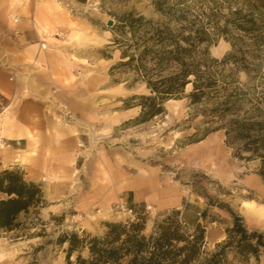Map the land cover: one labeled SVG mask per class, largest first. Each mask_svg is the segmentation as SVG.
<instances>
[{"label":"rangeland","instance_id":"1","mask_svg":"<svg viewBox=\"0 0 264 264\" xmlns=\"http://www.w3.org/2000/svg\"><path fill=\"white\" fill-rule=\"evenodd\" d=\"M12 2L32 8L46 4V0ZM59 11L71 15V22L63 25L65 30L56 34V39L48 38V43H55L66 60L86 65L88 75L97 82L102 79L90 98L86 115L75 114L64 100L53 104L58 120L81 127V148L86 150L87 158L80 169L75 165L73 178L80 190L86 188L91 193L81 191L80 198L85 199L82 205L73 204L62 212L47 214L46 202L44 210L22 215L23 225L18 230L0 232V264H66V245L56 244L60 233L101 235L105 222L134 219L131 207L147 217L146 233L152 231L155 221L176 210L188 230L201 224L205 239L199 261L227 240L226 230L233 224L231 213L242 218L249 232L264 234V180L256 172L258 161L235 158L222 130L204 136V117L196 115L197 107L185 96L191 90L190 84L182 98L164 103L163 113L145 122L137 121L140 107L133 105L137 100L128 99L148 94V90L133 80L131 72L115 68L121 56L120 50L111 45L112 28L119 15L158 18L154 0H87L83 5L66 4ZM222 13L226 14V8ZM15 17L12 15L14 25ZM110 20L112 25L108 24ZM40 25L49 28L45 22ZM232 49L224 39L209 46L210 56L217 59ZM234 67V61L228 60L224 73L229 74ZM235 75L250 87L262 80L255 77L249 81L238 70ZM73 107L83 106L74 100ZM248 177L259 178L261 185L247 184ZM225 259L227 264H264V251L257 258L249 256L241 262L234 248L229 247Z\"/></svg>","mask_w":264,"mask_h":264},{"label":"trees","instance_id":"2","mask_svg":"<svg viewBox=\"0 0 264 264\" xmlns=\"http://www.w3.org/2000/svg\"><path fill=\"white\" fill-rule=\"evenodd\" d=\"M154 6L158 18L119 15L112 28L111 45L121 56L115 68L131 72L148 90L128 99L140 107L137 121L163 113L164 103L182 98L190 84L185 96L197 107L196 115L204 117V136L224 131L233 156L258 161L256 172L264 180V0H154ZM219 39L233 48L222 59L209 52ZM230 59L235 67L225 74ZM237 70L249 81L262 80L250 87L237 79ZM45 206L40 183L26 180L17 167L0 171V232L18 230L22 215ZM130 210L134 219L105 222L101 235L60 233L56 244L66 245V264H227L229 247L241 262L264 251V234L249 232L242 218L231 213L227 240L199 261L205 239L201 224L188 230L176 210L146 233L147 217L134 207Z\"/></svg>","mask_w":264,"mask_h":264},{"label":"crops","instance_id":"3","mask_svg":"<svg viewBox=\"0 0 264 264\" xmlns=\"http://www.w3.org/2000/svg\"><path fill=\"white\" fill-rule=\"evenodd\" d=\"M86 1L46 0L32 8L0 0V138L6 141L5 147H0V171L17 166L26 180L40 183L48 204L41 210L47 214L82 205L85 199L80 198L81 193L87 192L86 188L80 190L73 178L75 165L80 169L87 158L81 148V127L58 120L53 104L64 100L75 114L86 115L102 79L97 82L88 75L86 65L66 60L56 44L47 41L52 36L56 39V34L65 30L63 25L71 22L72 16L59 8ZM12 15L17 18L15 25ZM39 22L49 28L45 30ZM74 100L83 107H73ZM255 178L248 177L247 184L261 185Z\"/></svg>","mask_w":264,"mask_h":264},{"label":"built area","instance_id":"4","mask_svg":"<svg viewBox=\"0 0 264 264\" xmlns=\"http://www.w3.org/2000/svg\"><path fill=\"white\" fill-rule=\"evenodd\" d=\"M4 146H5V142L1 138V140H0V147H4Z\"/></svg>","mask_w":264,"mask_h":264},{"label":"water","instance_id":"5","mask_svg":"<svg viewBox=\"0 0 264 264\" xmlns=\"http://www.w3.org/2000/svg\"><path fill=\"white\" fill-rule=\"evenodd\" d=\"M108 24H109V25H112V24H113V21H111V20L108 21Z\"/></svg>","mask_w":264,"mask_h":264}]
</instances>
